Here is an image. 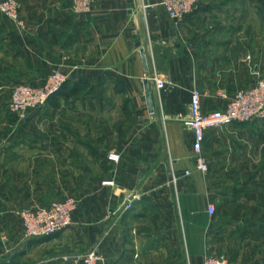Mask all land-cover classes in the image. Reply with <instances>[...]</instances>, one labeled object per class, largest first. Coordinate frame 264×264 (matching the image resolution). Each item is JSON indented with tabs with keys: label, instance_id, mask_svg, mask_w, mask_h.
Returning a JSON list of instances; mask_svg holds the SVG:
<instances>
[{
	"label": "crops",
	"instance_id": "0c3cea01",
	"mask_svg": "<svg viewBox=\"0 0 264 264\" xmlns=\"http://www.w3.org/2000/svg\"><path fill=\"white\" fill-rule=\"evenodd\" d=\"M18 1L23 26L0 13V90L54 69L68 79L0 140V264H83L93 248L99 264H264V120L208 131L205 175L183 123L194 88L209 112L264 79V0H200L179 25L161 0H93L82 14L71 0ZM133 192L143 199L124 210ZM69 195L71 226L24 237L21 209Z\"/></svg>",
	"mask_w": 264,
	"mask_h": 264
},
{
	"label": "built area",
	"instance_id": "2783aa9c",
	"mask_svg": "<svg viewBox=\"0 0 264 264\" xmlns=\"http://www.w3.org/2000/svg\"><path fill=\"white\" fill-rule=\"evenodd\" d=\"M200 0H161L160 4L165 8L175 25L181 24L186 16L193 12ZM93 0H71V10L74 13H89L92 10ZM20 3L17 0H0V13L20 26ZM68 79V74L59 69H54L46 82L41 86H33L27 83H19L13 87L7 108L10 113L20 120H25L30 111L45 106L48 100L57 93ZM158 89L165 86L169 80H160L154 76ZM202 93L194 88L191 91L189 114L183 119V123L194 133V162L196 169L204 175L209 171V163L203 152V143L206 133L213 129H220L234 123H248L264 120V79L259 78L254 85L237 91L227 102L225 108L209 112L202 110ZM110 161L119 162L121 155L116 152L108 154ZM190 171H186L189 175ZM114 181H104L103 185H113ZM143 199V194L133 192L123 203L124 210H131L137 202ZM79 199L66 196L60 200H54L49 205L26 207L19 211V217L23 226L25 238L50 236L68 228L74 223L75 214L79 209ZM207 211L213 216L216 207L208 203ZM68 261L69 257L64 256ZM103 260L96 248L88 251L82 258L83 264H99ZM202 264H231L224 254H206Z\"/></svg>",
	"mask_w": 264,
	"mask_h": 264
},
{
	"label": "rangeland",
	"instance_id": "374dc122",
	"mask_svg": "<svg viewBox=\"0 0 264 264\" xmlns=\"http://www.w3.org/2000/svg\"><path fill=\"white\" fill-rule=\"evenodd\" d=\"M10 96H11V92H9V90H6L4 92H2V90H0V140H4V141L10 140V138H12V136H13V134H12L13 132L9 134V130H8L11 128V126L19 125L21 123H24L27 120V119L20 120L16 116H15L16 121L13 119V117L11 116L13 114H11L7 108ZM97 119H99V118H97ZM87 120H88V122H89V120L91 122H94V121H96V118H94V116H92V117H90V119L87 118ZM100 120H102L100 123H102L103 126H106L108 128L110 127V125L112 123L113 124L118 123V129H120V130H124V127H126V124H123L124 122L119 120V117H116V116H113V117L102 116V118ZM96 123H98V122H96ZM69 196L76 197L75 195H69ZM217 254H222V253H217Z\"/></svg>",
	"mask_w": 264,
	"mask_h": 264
},
{
	"label": "water",
	"instance_id": "95a60500",
	"mask_svg": "<svg viewBox=\"0 0 264 264\" xmlns=\"http://www.w3.org/2000/svg\"><path fill=\"white\" fill-rule=\"evenodd\" d=\"M141 53H142V56H143L144 62L146 63V61H145V52H144V50H142ZM144 83H145L146 88H148V81L146 80V81H144ZM147 98H148V101H149V107H150V109H152V103H151L150 95H147Z\"/></svg>",
	"mask_w": 264,
	"mask_h": 264
},
{
	"label": "trees",
	"instance_id": "16d2710c",
	"mask_svg": "<svg viewBox=\"0 0 264 264\" xmlns=\"http://www.w3.org/2000/svg\"><path fill=\"white\" fill-rule=\"evenodd\" d=\"M66 83H67V81H65V83L63 84V86L60 88V90H59L57 93H59L61 90H63V88L65 87ZM57 93H55V94H57ZM55 94H54V95H55ZM54 95H53V96H54ZM53 96H52V97H53Z\"/></svg>",
	"mask_w": 264,
	"mask_h": 264
}]
</instances>
